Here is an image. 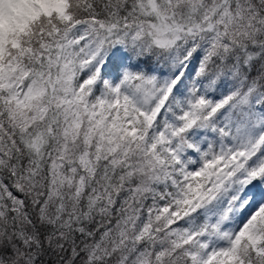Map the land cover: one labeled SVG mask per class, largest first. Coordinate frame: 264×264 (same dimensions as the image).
I'll return each instance as SVG.
<instances>
[{"label": "snow or ice", "instance_id": "1", "mask_svg": "<svg viewBox=\"0 0 264 264\" xmlns=\"http://www.w3.org/2000/svg\"><path fill=\"white\" fill-rule=\"evenodd\" d=\"M0 264H264V0H0Z\"/></svg>", "mask_w": 264, "mask_h": 264}]
</instances>
